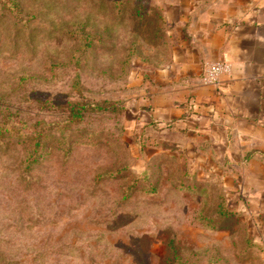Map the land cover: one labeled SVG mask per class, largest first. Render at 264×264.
Wrapping results in <instances>:
<instances>
[{
	"label": "rangeland",
	"instance_id": "374dc122",
	"mask_svg": "<svg viewBox=\"0 0 264 264\" xmlns=\"http://www.w3.org/2000/svg\"><path fill=\"white\" fill-rule=\"evenodd\" d=\"M18 1L21 18L0 12V123L9 122L0 134V264H163L172 238L179 252L192 251H183L186 264H252L236 256L244 236L252 237L264 264V161L253 162L260 154L249 150L257 147V137L235 136L232 125L205 129L203 121L188 119L193 109L184 105L187 93L169 114L174 117H153L149 105L159 90L171 100L190 82L186 76L175 80L167 64L154 66L140 57L125 71L123 62L137 46L154 56L133 5ZM149 1L165 13L168 34L176 40L185 16L227 21L240 7L254 8L249 0ZM204 61L196 81L216 85L204 83L205 69L226 61ZM112 100L123 110L111 115L84 107L79 120L67 122L69 102ZM222 116L237 124L228 123L230 114ZM39 132L37 160L25 171L38 142L31 137ZM23 135L28 141H21ZM112 136L126 142L136 175L155 154L179 158L209 190L207 205L214 206L220 187L235 218L245 220L242 226L222 221L208 231L195 224L203 195L177 191L169 162L160 168L155 192L124 200L115 182L99 177L115 164L117 153L103 140Z\"/></svg>",
	"mask_w": 264,
	"mask_h": 264
},
{
	"label": "crops",
	"instance_id": "0c3cea01",
	"mask_svg": "<svg viewBox=\"0 0 264 264\" xmlns=\"http://www.w3.org/2000/svg\"><path fill=\"white\" fill-rule=\"evenodd\" d=\"M249 1L254 6L253 9L240 7L237 15L227 21L217 19L218 16L205 17L201 20L197 15L191 14L183 18V26L181 30L179 29V40L170 35L171 58L169 65L166 63L165 67L171 69L175 80H185V77L180 78L186 76L190 83L184 87L182 93L179 92L178 96L170 98L171 100L168 99L167 94L164 95L159 90V94L153 97L149 105V112H152L153 117H159V121L172 118L174 116L169 117V114L182 105L181 94L187 93L184 105L193 109L188 119L195 122L201 120V123L203 121L205 129L223 130L232 125L235 136L247 133L257 137L259 141H256L257 147L249 150H252V156L260 154V158H256L253 162H262L264 161V120H261L264 118V0ZM205 59L230 63V74L221 75L216 85L198 83L196 78ZM156 74L158 76L159 73ZM226 113L230 114L228 123L237 120V124H227L222 116ZM216 141L218 139H215L213 145Z\"/></svg>",
	"mask_w": 264,
	"mask_h": 264
},
{
	"label": "trees",
	"instance_id": "16d2710c",
	"mask_svg": "<svg viewBox=\"0 0 264 264\" xmlns=\"http://www.w3.org/2000/svg\"><path fill=\"white\" fill-rule=\"evenodd\" d=\"M133 7L132 14L137 21V25L147 33L148 39L147 43L153 47L154 56H150L143 52L142 48L140 49L138 46L136 48V53L132 54L129 51L125 61L123 62L125 66V71L129 68L132 63V59L134 57H140L141 61L149 64H154V66H159L161 64H166L170 61L171 58V50H172V42L171 37L167 31V18L162 9L156 4L149 0H121L120 9L128 6ZM127 8V7H126ZM7 11L16 16V18H21L22 15V7L18 0H0V12ZM87 46L91 43V40L87 41ZM154 58V59H153ZM118 101L112 100L108 103L100 102L99 104H82V103H70V112L66 117L69 122H76L79 120L81 116V111L84 109L91 110H107L111 113V115L116 112V110H123V106L117 107ZM126 109V108H125ZM124 109V110H125ZM10 114H8L9 116ZM9 122L0 123V134H4L7 131V128H4V124H8ZM39 123V122H37ZM41 132L39 134L33 136L31 138L37 139L38 142L34 144V149L30 156L26 158L27 166L24 169L25 171L29 170L31 163L37 160L35 154L40 150L39 139H41ZM121 137L112 136L110 139H103L104 143H107L117 157L115 159V164L105 167L102 171H100V180H110L117 184L120 191H122V198L124 200H128L131 197L135 196L139 193H150L155 192L156 182L160 179L161 172L160 168L162 164H171L172 169H174V180L173 184L176 187L177 191H184L190 194H202L203 200L201 198V203L198 206V212L194 216L193 220L195 224L203 225L205 230L212 231L220 228L218 223L225 222L228 224V221L235 222L242 226V222L245 220H240L241 218H235V214L229 209V203L226 197V193L223 189L219 187L215 194V202L214 206L207 205L208 198L210 197L209 190H205V188L201 185L202 182L196 180L195 175L191 174L188 170V166L186 163L179 162V158L174 157V155L170 154V156L166 154H155L150 162L147 163L145 168L139 175L134 174L131 171V162L127 159L126 153V142L124 139H120ZM29 137L26 135L22 136V142L28 141ZM102 143V142H101ZM163 147H171L173 150L176 146L174 144L163 142L161 143ZM173 156V157H172ZM157 190V189H156ZM244 223V222H243ZM245 240L242 241L243 245L240 246L236 251V256L239 260H250L253 264L255 257H257L256 264H259V256L255 251L256 244L252 241L251 236H244ZM174 238L168 240L167 242L170 245L169 250L167 251L168 257L164 258L163 264H186L185 260L188 258L184 257L183 253L184 249L188 252H192L188 247L182 248L181 252H179V247H176V244L173 243ZM187 256L192 257L189 253ZM162 258V257H161ZM163 259V258H162ZM255 263V262H254Z\"/></svg>",
	"mask_w": 264,
	"mask_h": 264
},
{
	"label": "built area",
	"instance_id": "2783aa9c",
	"mask_svg": "<svg viewBox=\"0 0 264 264\" xmlns=\"http://www.w3.org/2000/svg\"><path fill=\"white\" fill-rule=\"evenodd\" d=\"M231 67L229 63L226 62H218V63H211L205 69L204 73V83L205 84H216L218 78L221 75H228L230 74Z\"/></svg>",
	"mask_w": 264,
	"mask_h": 264
}]
</instances>
